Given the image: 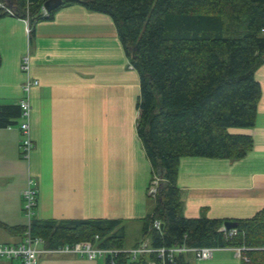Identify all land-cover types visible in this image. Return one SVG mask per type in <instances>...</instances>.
Instances as JSON below:
<instances>
[{"label":"crops","instance_id":"crops-1","mask_svg":"<svg viewBox=\"0 0 264 264\" xmlns=\"http://www.w3.org/2000/svg\"><path fill=\"white\" fill-rule=\"evenodd\" d=\"M30 31L27 19H0V104L29 100L34 144L25 157L20 125L0 128V222L31 223L24 193L33 186L40 219L120 218L126 237L128 225L140 220V237L130 246L125 242L132 249L142 241V218L154 206L142 191L147 172L151 181V164L136 128L140 75L107 14L73 4L37 23L32 40ZM255 76L262 87L255 125L230 128L251 135L252 150L240 159L180 161L177 185L186 217L246 218L264 207V63ZM28 81L38 83L28 90ZM22 237L0 224V243ZM45 248L50 251L36 264H105L102 257ZM215 248L209 259L187 255L188 264H242L235 248ZM16 260L21 264L3 257L0 264Z\"/></svg>","mask_w":264,"mask_h":264},{"label":"trees","instance_id":"trees-1","mask_svg":"<svg viewBox=\"0 0 264 264\" xmlns=\"http://www.w3.org/2000/svg\"><path fill=\"white\" fill-rule=\"evenodd\" d=\"M45 1L0 0V19H27L32 40L37 23L52 20L64 6L81 4L107 14L140 75L136 128L151 164L148 198L154 202L142 218V240L148 239L153 248L244 247L249 260L242 259V264H264V207L246 218L186 217L177 185L183 157L240 159L253 148L251 135L230 128H249L256 122L262 87L255 72L264 63V0H64L47 13ZM22 118L20 102L0 104V128L19 126ZM156 175L160 182L151 193ZM156 221L163 226H155ZM226 221L236 223L235 233L223 228ZM0 224L22 236L29 230L54 248L90 241L119 249L106 256L105 264H188L190 254L174 262L156 252L132 259L124 251L126 225L120 218L34 215L29 225Z\"/></svg>","mask_w":264,"mask_h":264},{"label":"built area","instance_id":"built-area-1","mask_svg":"<svg viewBox=\"0 0 264 264\" xmlns=\"http://www.w3.org/2000/svg\"><path fill=\"white\" fill-rule=\"evenodd\" d=\"M44 11L47 13L45 7ZM28 58L25 57L23 61V69H29ZM38 81H28L26 84V89L29 90L32 84H37ZM20 105L23 110V118L24 121L21 122L20 128L24 135V138L21 143V151L25 157L29 156L34 144L30 137V115H31V105L29 100L22 99L20 101ZM157 191V182H153V185L150 189V192L156 193ZM25 196V212L26 215L30 218L34 215V209L37 205V191L33 186H29L24 193ZM155 226L160 227V222L156 221ZM226 229L225 227H223ZM232 230L229 232L231 235L235 233L236 230L231 228ZM227 230V229H226ZM45 241L41 237L33 236L29 230L23 235L22 239L17 243H0V258L7 259H19L21 264H36L38 262L39 257L50 250L45 248ZM215 247H189L187 245H175L169 248H153L148 239L142 240L138 246L132 249H126L124 251L129 252L132 259H137L140 255L150 254L152 252H156L158 256L162 259L168 258L171 262H174L176 257L181 254L190 253L193 254L196 258L199 259H209L213 257V253ZM236 252L241 259L248 261L249 259L244 255V247H236ZM52 251H62V252H71L77 253L81 256H86L89 259H98L100 257L106 258L110 253L120 252L119 249H108L104 247H100L93 242H78L74 244H65L63 246L57 247ZM111 264H117L115 260H111ZM148 264H157L154 260L149 261Z\"/></svg>","mask_w":264,"mask_h":264},{"label":"rangeland","instance_id":"rangeland-1","mask_svg":"<svg viewBox=\"0 0 264 264\" xmlns=\"http://www.w3.org/2000/svg\"><path fill=\"white\" fill-rule=\"evenodd\" d=\"M147 176H148V172H147V175L144 176V183H143V188H142V191L144 192L145 197L148 194L147 193V185H148V182L150 181V179H147ZM155 182H157V186H158V184L160 182V178L157 175L155 178ZM144 209L146 210V206ZM128 226H129V229L127 232L126 240H127V245L130 246V245L134 244L137 241V239L140 237V234H141L140 220L133 221ZM15 264H19L18 260L15 261Z\"/></svg>","mask_w":264,"mask_h":264},{"label":"water","instance_id":"water-1","mask_svg":"<svg viewBox=\"0 0 264 264\" xmlns=\"http://www.w3.org/2000/svg\"><path fill=\"white\" fill-rule=\"evenodd\" d=\"M64 0H46L44 3V7L46 9L47 12H51L55 9H57L58 7H60L62 5ZM163 226V225H161ZM236 227V223L234 221H226L225 222V228L226 229H231V228H235Z\"/></svg>","mask_w":264,"mask_h":264}]
</instances>
